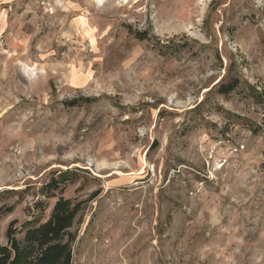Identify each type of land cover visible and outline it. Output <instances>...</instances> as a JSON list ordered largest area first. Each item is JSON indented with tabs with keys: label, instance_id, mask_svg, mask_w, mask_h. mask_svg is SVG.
<instances>
[{
	"label": "rangeland",
	"instance_id": "1",
	"mask_svg": "<svg viewBox=\"0 0 264 264\" xmlns=\"http://www.w3.org/2000/svg\"><path fill=\"white\" fill-rule=\"evenodd\" d=\"M60 195L73 264H264V0H0V245Z\"/></svg>",
	"mask_w": 264,
	"mask_h": 264
},
{
	"label": "trees",
	"instance_id": "2",
	"mask_svg": "<svg viewBox=\"0 0 264 264\" xmlns=\"http://www.w3.org/2000/svg\"><path fill=\"white\" fill-rule=\"evenodd\" d=\"M234 89L233 84H226L220 86L219 94L227 95ZM67 174L61 172L59 179L67 181ZM58 182L52 179L46 189L56 190ZM12 210V207L0 208V217ZM79 212V204L60 195L46 220L32 219L19 225L17 221L10 222L5 231V244L0 245V264H73L75 234L71 229Z\"/></svg>",
	"mask_w": 264,
	"mask_h": 264
}]
</instances>
